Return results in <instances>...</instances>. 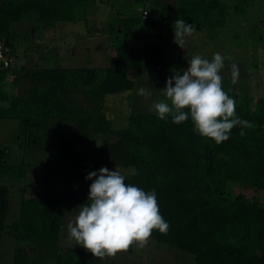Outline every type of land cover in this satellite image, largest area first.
I'll use <instances>...</instances> for the list:
<instances>
[{
  "label": "trees",
  "instance_id": "1",
  "mask_svg": "<svg viewBox=\"0 0 264 264\" xmlns=\"http://www.w3.org/2000/svg\"><path fill=\"white\" fill-rule=\"evenodd\" d=\"M91 1L0 0V37L15 56L12 23H86ZM177 8L152 1L156 21L148 14L144 19L118 17L113 31L130 34L142 21L158 28L164 26L160 16L183 19L197 30L224 27L223 0H178ZM122 14L125 11L119 10ZM162 58L157 45L128 43L114 48L103 69H23L12 82L21 79L29 88L0 109V119L17 121L24 152L41 145L43 140L35 133L41 123L55 119L68 124L69 134L58 136L53 144L55 157L40 167L43 180L68 188L102 167L125 171L126 183L146 192L155 190L159 212L169 224L166 235L154 229L150 238L191 255L194 264H264V203L234 191H264V98L250 110L239 103L238 94L228 92L236 101V115L252 127L244 128L243 136L241 127H234L219 145L196 133L191 118L174 124L171 117L160 120L155 112L133 113L125 127L114 128L105 114L106 96L134 90L130 71L158 68ZM7 73L13 72L0 71V83ZM102 135L115 140L96 152L79 150ZM8 154L0 149V177L23 178L36 166L7 164ZM73 200L77 201L71 192L22 199L18 219L6 228L8 188L0 186V248L5 233L17 242L13 264H102L88 252L58 245L65 204Z\"/></svg>",
  "mask_w": 264,
  "mask_h": 264
},
{
  "label": "rangeland",
  "instance_id": "2",
  "mask_svg": "<svg viewBox=\"0 0 264 264\" xmlns=\"http://www.w3.org/2000/svg\"><path fill=\"white\" fill-rule=\"evenodd\" d=\"M124 1L92 0L86 23L62 22L49 26L27 21L12 23L11 32L14 37L10 43L16 61L15 67L11 69L13 73H7L0 83V109L8 107L13 97L24 95L29 88V84L21 79L18 84L12 82L21 70L54 67L103 69L108 65L114 48L128 43L157 45L163 51V58L158 68L128 73V77L135 82L133 91L106 96L105 114L114 128L125 127L130 114L154 112L153 104L164 99L162 90L166 79L173 76L174 72L186 69L188 59L194 55L211 60L214 53H220L231 58L225 59V66L220 72L223 77L222 86L226 92L238 94L239 103L246 108L253 110L256 100L264 98V0H223L227 7L224 27H204L200 30L194 27L193 35L186 37L182 48L174 42V16H160L161 20L164 19V26L158 28L147 27L148 23L142 21L130 34L121 35L118 30L115 35L113 31L116 30L115 19L118 17H139L143 11H147L148 18L156 21L158 16L151 9L152 1L169 4L177 11L178 0H128L123 5ZM119 10L125 11V14L119 15ZM232 64L239 68V77L234 84L231 78ZM141 88L146 90V95H138ZM78 99L81 100L80 97ZM68 128V124L55 119L41 123L35 132L43 140L41 145L24 152L18 142L17 121L0 119V149H7L9 153L4 161L11 165H36L30 167L28 175L23 178L0 177V186L8 188L5 225L7 228L18 219L22 199L61 197L63 193L71 192L77 201L65 204L58 245L60 249L85 251L69 238L67 226L75 220L80 205L88 203L92 180L84 178L75 186L66 188L63 183L44 181L40 168L55 157L53 144L58 136L69 134ZM114 140L103 135L93 137L89 139L88 146L81 144L79 150L90 148L96 152ZM108 169H116L125 180L128 179L125 171ZM234 191L250 200L264 203V191L256 192L246 188H235ZM16 245L17 242L5 233L0 248V264H13ZM101 260L102 264H194L191 255L151 238L143 248L134 244L127 252L118 253L115 258L106 257Z\"/></svg>",
  "mask_w": 264,
  "mask_h": 264
},
{
  "label": "clouds",
  "instance_id": "3",
  "mask_svg": "<svg viewBox=\"0 0 264 264\" xmlns=\"http://www.w3.org/2000/svg\"><path fill=\"white\" fill-rule=\"evenodd\" d=\"M173 30L174 42L181 48L186 37L195 31L183 19H176ZM225 59L231 58L214 53L211 60L200 55L188 59L186 69L166 79L162 90L164 99L153 104L158 119L171 117L174 124H180L191 118L194 131L217 145L228 140L236 126L242 129L239 134L245 135L243 129L251 128L252 124L236 115V101L222 86L220 72ZM238 77L239 68L232 64L233 84ZM138 95H146V90L139 89ZM85 179L92 180L88 203L80 205L78 215L67 227L75 245L93 257L115 258L134 244L143 248L154 229L161 234L168 233L169 224L159 212L155 190L146 192L128 184L119 171L106 167L88 173Z\"/></svg>",
  "mask_w": 264,
  "mask_h": 264
},
{
  "label": "built area",
  "instance_id": "4",
  "mask_svg": "<svg viewBox=\"0 0 264 264\" xmlns=\"http://www.w3.org/2000/svg\"><path fill=\"white\" fill-rule=\"evenodd\" d=\"M147 16V12L144 11L142 18L144 19ZM15 56L12 55L11 49L6 45L4 40L0 37V71L11 70L15 67Z\"/></svg>",
  "mask_w": 264,
  "mask_h": 264
}]
</instances>
